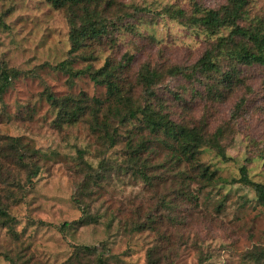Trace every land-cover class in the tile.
Masks as SVG:
<instances>
[{
	"label": "rangeland",
	"instance_id": "1",
	"mask_svg": "<svg viewBox=\"0 0 264 264\" xmlns=\"http://www.w3.org/2000/svg\"><path fill=\"white\" fill-rule=\"evenodd\" d=\"M107 1L110 21H132L135 30L116 34L115 44H96L90 51L97 60L87 62L70 54L64 10L45 0H0V70L19 73L0 99V150L12 153L7 145L19 138L37 151L33 160L39 167L30 177L17 158L0 155L1 207L14 220L11 228L0 220V264H95L84 247H96L107 264H252L244 255L264 245V209L252 190L231 183L188 185L159 146L150 156L148 183L124 166L132 126H122L117 145L109 149L89 122L59 128L47 95L104 99L105 87L88 75L72 77L63 65L76 73L89 65L98 69L109 59L126 65L124 77L138 99L144 93L137 76L150 65L163 74L156 92L173 120L209 135L222 130L230 160L205 149L200 164L229 181L247 165L250 178L264 183V67H239L240 84L214 100L202 84L171 71L191 72L217 37L167 12L181 10L189 19L201 15L198 11L222 9L226 0ZM122 6L144 12L117 14ZM246 12L244 26L264 23V0H250ZM129 57L133 61L127 65ZM222 66L228 70L229 62ZM77 199L99 222L64 231L63 224L82 216Z\"/></svg>",
	"mask_w": 264,
	"mask_h": 264
},
{
	"label": "trees",
	"instance_id": "2",
	"mask_svg": "<svg viewBox=\"0 0 264 264\" xmlns=\"http://www.w3.org/2000/svg\"><path fill=\"white\" fill-rule=\"evenodd\" d=\"M45 1L54 9L64 10L69 27L70 54L79 55L87 62L97 60L93 51H90L96 44L101 46L104 40L115 44L116 34L121 31L134 32L135 30L131 24L132 21H110L108 11L112 5L107 0ZM226 1L227 4L220 10L198 11L201 15H195L189 19H186L185 13L181 10L167 12L172 19L187 20L186 22L192 26L217 37L212 49L205 52L191 72L179 67L171 71L173 76H186L187 80L194 79L202 84L208 96L214 100L224 98L226 93L232 91V86L240 84L239 67L254 65L264 67L263 21L244 26L242 20L245 18L250 0ZM130 10L133 12H129ZM142 12L144 10L136 7L122 6L117 14L123 13V16L133 17L132 14L138 15ZM224 30L228 31V34L219 35ZM126 60L128 65L133 61V57ZM222 61L229 62L228 70L223 68ZM63 68L72 74V77L88 75L96 85L105 87L106 94L104 99L91 100L84 95L57 99L53 94H48L47 100L57 110L55 123L59 128L89 122L90 128L98 139L105 145L108 144V148L111 149L117 145L121 127L132 126L133 131L127 134L128 159L127 166H124L127 169L129 167L146 182L150 183L153 180L148 175L150 156L154 152V146H159L170 153L171 164L180 167L177 175L182 182L188 181V185L194 183L202 187L241 184L254 192L258 204L264 209V183H256L250 178L247 165L239 169L238 179L229 181L221 177L218 170L212 171L210 167L200 164V155L205 149L215 151L223 161L230 160L222 145V130L209 135L199 127L173 120L164 105L159 102L156 92L163 76L158 69L150 65L142 68L137 76V86L141 87L144 94L134 99L133 87L124 77V69L127 67L122 63L116 64L106 59L98 69L89 65L85 70L76 73L68 69L67 64H64ZM18 74L6 68L0 70V99L10 87V80ZM7 146L12 153L0 150V155L17 158L20 167L28 169L30 177L35 178L39 173V167L33 160L38 154L37 151L22 145L19 138H11ZM106 164L102 161L100 168L105 170ZM84 165L92 169L87 163ZM76 203L82 216L74 224H63L61 229L64 231L72 226H88L99 222V217L91 215L89 205H82V199H77ZM0 220L9 228L14 221L7 210L1 207V202ZM143 228L139 225L137 231H142ZM83 252L95 258V264H107L106 257L98 254L96 247H84ZM244 260L252 264H264V245L255 246L248 251L244 255Z\"/></svg>",
	"mask_w": 264,
	"mask_h": 264
}]
</instances>
